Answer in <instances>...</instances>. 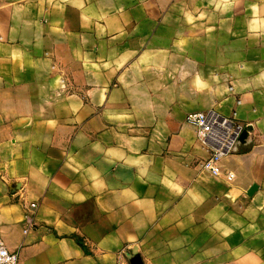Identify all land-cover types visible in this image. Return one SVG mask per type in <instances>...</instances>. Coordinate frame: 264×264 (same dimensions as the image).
I'll list each match as a JSON object with an SVG mask.
<instances>
[{
  "label": "crops",
  "instance_id": "0c3cea01",
  "mask_svg": "<svg viewBox=\"0 0 264 264\" xmlns=\"http://www.w3.org/2000/svg\"><path fill=\"white\" fill-rule=\"evenodd\" d=\"M210 110L250 129L219 176L186 123ZM0 240L19 264H264V0H0Z\"/></svg>",
  "mask_w": 264,
  "mask_h": 264
},
{
  "label": "built area",
  "instance_id": "2783aa9c",
  "mask_svg": "<svg viewBox=\"0 0 264 264\" xmlns=\"http://www.w3.org/2000/svg\"><path fill=\"white\" fill-rule=\"evenodd\" d=\"M186 123L196 131L198 142L209 151V158L200 166L205 173L219 176L223 160L234 153L245 126L234 117L223 116L213 110L188 114ZM229 179L234 177L228 174ZM37 204H30L24 215V233L36 227ZM0 264H19V256L0 240Z\"/></svg>",
  "mask_w": 264,
  "mask_h": 264
},
{
  "label": "water",
  "instance_id": "95a60500",
  "mask_svg": "<svg viewBox=\"0 0 264 264\" xmlns=\"http://www.w3.org/2000/svg\"><path fill=\"white\" fill-rule=\"evenodd\" d=\"M249 131H250V129L245 128L244 132L242 133V135L239 139L240 142H242V141L244 142L247 139ZM255 190H256V187H253L252 190L250 191V193H253ZM131 262H132V264H143L142 260L136 255L133 256V259Z\"/></svg>",
  "mask_w": 264,
  "mask_h": 264
},
{
  "label": "trees",
  "instance_id": "16d2710c",
  "mask_svg": "<svg viewBox=\"0 0 264 264\" xmlns=\"http://www.w3.org/2000/svg\"><path fill=\"white\" fill-rule=\"evenodd\" d=\"M79 243H80L81 245H83L80 241H79Z\"/></svg>",
  "mask_w": 264,
  "mask_h": 264
}]
</instances>
